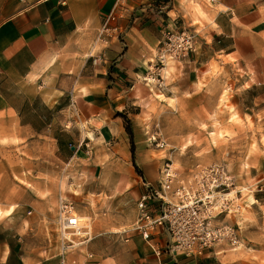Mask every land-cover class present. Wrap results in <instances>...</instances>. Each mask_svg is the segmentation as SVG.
Listing matches in <instances>:
<instances>
[{
    "label": "crops",
    "instance_id": "obj_1",
    "mask_svg": "<svg viewBox=\"0 0 264 264\" xmlns=\"http://www.w3.org/2000/svg\"><path fill=\"white\" fill-rule=\"evenodd\" d=\"M117 1L0 0V264H61L57 241L47 247L45 236L55 223L60 163L92 146L89 132H125L111 104L149 68L167 29L195 33L170 87L190 95L229 81L264 102V0H168L162 13L149 9L152 0H126L115 23L121 35L106 46L97 35ZM212 63L217 76H209ZM117 198L104 213H88L92 239L63 264L218 263L219 246L203 257L156 256L149 245L165 243L164 233L149 245L135 232L116 233L137 216L135 203L129 216L117 211Z\"/></svg>",
    "mask_w": 264,
    "mask_h": 264
},
{
    "label": "rangeland",
    "instance_id": "obj_2",
    "mask_svg": "<svg viewBox=\"0 0 264 264\" xmlns=\"http://www.w3.org/2000/svg\"><path fill=\"white\" fill-rule=\"evenodd\" d=\"M159 50L160 44L149 68L127 84L122 97L111 104L112 110L130 121L140 174L132 167L126 132L120 136L109 131L89 132L87 142L92 146L82 144L81 152L60 163L62 171L54 179L58 194L55 208L59 198L73 201L93 232L89 212L104 213L108 201L117 195V211L131 215L143 191L141 182L156 184L165 163L178 173L194 165H222L233 178L230 196L238 206L235 218L226 221L240 226L241 245L235 250L219 245L217 264H264V168L257 164L264 160V151L260 152V146L264 148V135L260 134L264 102L254 101L251 96L255 93L242 92V87L229 81L213 83L206 91L180 94L170 86L178 79L182 63L167 58L157 64ZM220 71L212 63L209 76ZM65 152L58 158L68 156ZM51 156L44 154L47 159ZM45 229L46 243L48 239L58 241L55 223Z\"/></svg>",
    "mask_w": 264,
    "mask_h": 264
},
{
    "label": "built area",
    "instance_id": "obj_3",
    "mask_svg": "<svg viewBox=\"0 0 264 264\" xmlns=\"http://www.w3.org/2000/svg\"><path fill=\"white\" fill-rule=\"evenodd\" d=\"M125 1L118 0L104 18L97 35L98 43L107 46L111 38L121 35L115 23L123 16ZM216 1L207 0V3L213 5ZM168 4V0H152L149 9L155 7L162 13ZM159 44L157 64L162 65L167 58L183 63L195 50V35L187 29H167ZM233 187V178L222 165H194L178 173L165 163L156 184L144 182V189L136 200L135 221L116 233L135 232L148 245L153 237L164 233L165 243L149 245L156 256L203 257L219 245L238 249L240 226L226 221L228 217L235 218L238 208L234 205L235 198L230 196ZM55 228L61 264L64 254L85 248L92 239L90 226L82 221L73 201L68 199L59 198Z\"/></svg>",
    "mask_w": 264,
    "mask_h": 264
},
{
    "label": "trees",
    "instance_id": "obj_4",
    "mask_svg": "<svg viewBox=\"0 0 264 264\" xmlns=\"http://www.w3.org/2000/svg\"><path fill=\"white\" fill-rule=\"evenodd\" d=\"M116 116L120 117L123 120L124 130H125L128 138H129V151H130V156H131L132 167L134 168L136 173L140 174V170L138 169V167L135 163V145H134L133 132H132V127H131L130 121L122 113H116Z\"/></svg>",
    "mask_w": 264,
    "mask_h": 264
}]
</instances>
